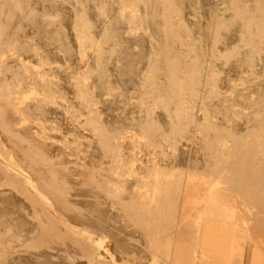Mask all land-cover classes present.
Returning a JSON list of instances; mask_svg holds the SVG:
<instances>
[{
	"label": "bare ground",
	"instance_id": "bare-ground-1",
	"mask_svg": "<svg viewBox=\"0 0 264 264\" xmlns=\"http://www.w3.org/2000/svg\"><path fill=\"white\" fill-rule=\"evenodd\" d=\"M1 154L0 264H183L167 180L264 197V0H0Z\"/></svg>",
	"mask_w": 264,
	"mask_h": 264
},
{
	"label": "rangeland",
	"instance_id": "rangeland-1",
	"mask_svg": "<svg viewBox=\"0 0 264 264\" xmlns=\"http://www.w3.org/2000/svg\"><path fill=\"white\" fill-rule=\"evenodd\" d=\"M224 13L228 14V11L225 10ZM214 65L219 73H225L226 68L221 60H215ZM223 85L227 86L226 83ZM229 87L228 85L227 88ZM212 97L213 95L208 96L207 100ZM9 160V156L1 154L2 163ZM128 160H124L123 168L136 162ZM139 167L138 164L134 165L135 169ZM182 176L176 175L167 180V189L159 195L156 202L159 210L162 212L163 209L166 210L167 225H177L178 233L186 232L184 228L189 227V232H186L187 238L179 240L184 252L181 259L183 264H264V212L260 210L264 206L262 203L264 197L255 195L253 189L243 188L231 181H217L192 173L186 178ZM177 178H181L182 181ZM27 191L34 196L33 200L39 207L50 203L48 193L39 189L36 182L31 179ZM44 214L50 216L47 209ZM205 223L231 226V233L223 237L224 240H215L222 244V251H214L221 253L218 252L219 256H215L213 261L206 257V253L204 254L207 244L205 241H213L202 240ZM176 231L173 228L171 233ZM86 236L95 255L108 261L112 259L102 236L90 234ZM152 256L156 264H170L167 258Z\"/></svg>",
	"mask_w": 264,
	"mask_h": 264
}]
</instances>
